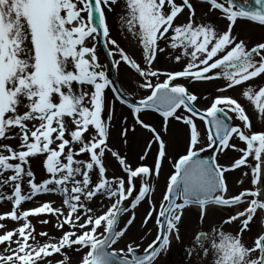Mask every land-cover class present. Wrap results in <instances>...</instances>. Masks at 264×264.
Returning a JSON list of instances; mask_svg holds the SVG:
<instances>
[{"label": "snow or ice", "instance_id": "1", "mask_svg": "<svg viewBox=\"0 0 264 264\" xmlns=\"http://www.w3.org/2000/svg\"><path fill=\"white\" fill-rule=\"evenodd\" d=\"M205 2L225 28L198 17L193 0H0V203H11L0 221L18 225L0 223V264H159L174 241L182 264H264V230L246 239L264 225V127L232 95L198 107L189 87L221 80L217 93L239 89L264 125V40L234 31L239 21L264 27V0ZM101 43L111 66L140 78L138 101L111 79ZM161 57L181 68L158 67ZM117 102L132 122L121 117L114 132ZM150 114L161 117L159 129L143 118ZM172 121L186 129L182 149L165 137ZM138 131L151 135L131 162L120 149ZM206 149L215 155L202 156ZM229 152L238 156L222 162ZM235 171L240 190L230 194ZM43 196L59 204L37 203ZM145 205L141 239L150 223L156 231L140 249L129 233ZM33 217L59 235L38 232Z\"/></svg>", "mask_w": 264, "mask_h": 264}, {"label": "rangeland", "instance_id": "2", "mask_svg": "<svg viewBox=\"0 0 264 264\" xmlns=\"http://www.w3.org/2000/svg\"><path fill=\"white\" fill-rule=\"evenodd\" d=\"M178 2H179V0H178ZM193 3H194V6L196 8V12H197L198 17H204L205 20L213 23L214 25H217L221 29L225 28L227 21L224 20L220 16V13L218 11H214V10L210 11L209 10L210 6L205 2V0H202V1L193 0ZM186 15H187V12H185V14L181 17V19L182 20L185 19ZM109 23L112 26L113 35L115 36L117 33V28L115 25L114 18H110ZM234 31L239 33L242 37L247 38V40L249 41L250 44H253L256 42H261L262 40H264V27H261L255 23H248L245 21H239L238 24L236 25ZM122 46L126 47V49L129 51H133V49L131 48V46L127 42H122ZM98 54H99L101 62L105 63L104 58L101 55L99 50H98ZM136 54L138 56L139 52L137 51ZM166 65H168L170 67V69L181 68V65H178V64L174 65L171 62L167 61L164 57H161L157 66L163 67L166 69L167 68ZM116 72H117V75H118L121 83L125 87V89L127 91H129L135 98H141L143 95L146 94L144 92V90L139 87L140 78L134 73V70L129 71L125 66L122 65L119 68V70L116 69ZM258 80L252 82L253 86L258 87L257 83H259V84L261 83V81H258ZM222 83L223 82L221 80L212 81L209 84V89L206 87L204 88L203 84H201V83H196L197 86L195 87V92L198 93V95L200 97H202L197 102V106L198 107H207L208 104H210L211 100L213 99L212 96H215L218 94V93H216L215 90H217L218 87L222 86ZM202 90H204L203 94L200 95L202 93L201 92ZM225 93H227L228 95L233 94L238 99L243 101V104L246 107V110L248 111L249 115L251 117H253V123H254V126L256 129H260L261 127H264V125H262L259 121H257L255 119L254 107L251 105L250 102H248L246 99H244L240 96V90L239 89L234 90V91H230V93L229 92H225ZM225 93H223V94H225ZM204 97H206V99ZM116 116H117V119L114 121V126H115L114 132L116 129H119L121 124L123 123L121 117L127 116L128 117V123L132 122V116L130 114V110L127 108V106H122L121 104H119V102H117V104H116ZM154 117H155L154 114H150V115L144 116L143 118L145 119L146 122H150L153 124V126L157 127L158 123L156 121H155V123L153 122V119H155ZM198 123H199V121H198ZM174 131H175L176 135H174ZM150 135L151 134L147 131H138L134 138H130L131 144L121 148L120 149L121 152L122 153H125V152L130 153L131 162H135L138 158V154L142 151V148H143V145L145 144L146 138L150 137ZM165 137L175 147H176L178 142L175 143L173 141L176 139H177V141L180 140L179 145L182 144V146L178 147V145H177V149H182L184 146L185 140H186V129L182 123L172 121L169 125L168 132L165 133ZM177 137H179V139ZM116 143L119 144V141L117 140ZM154 155H155V146L153 147L152 153L149 155V157L147 158V160L145 162L148 164H151L152 158L154 157ZM236 156H238V153L229 152L228 156L224 157L222 162H226L227 160L232 159ZM34 168L37 171V178L39 179L41 177L42 173L39 170L38 166H34ZM168 173H169V168L167 166V163H165L164 168L162 170L159 185L157 188V192H156L157 200L160 198V193L163 189L164 180H165V177ZM162 175H163V177H162ZM229 186H230L231 192L237 190L235 185L230 184V182H229ZM49 198L56 199L57 204H59V198L48 197V196L40 197L39 200L37 201V203L40 202V200L49 199ZM32 206H35V204L27 203V202L24 204V208H28V207H32ZM146 208H147L146 205L138 207V209L136 210L137 211V220L135 222V225L132 227L131 232L129 233V236L133 240H135L136 244L140 245V249L145 247L147 245V243L151 242V240L155 236V231H156L155 228L153 227V224L150 223L148 225V227L152 228V233L150 235H148L147 238H145L143 240L141 239V237L144 235V230L141 227V219H142V216L146 212ZM10 210H11V203L10 202L0 203V213L10 211ZM45 218H49V217L48 216H41L40 217V219H45ZM31 219H32V222L36 225L38 232L43 231V230H47L50 233V235H56V236L59 235L57 230L52 227L51 223L48 225L41 226L38 223L37 218L33 217ZM186 219L194 223L195 209H190L187 212ZM0 223H4L6 225L5 230H10V229L18 226L15 222L11 221L10 219L0 221ZM184 230L185 229L182 226V233L184 232ZM0 231H2V230H0ZM258 231H261L259 222L254 223L252 225V232L246 234V239H249L250 237L254 236L255 233ZM120 246H123V244H121ZM184 255L185 254H184L183 244L177 243L174 241L172 244V247L169 251V254L167 256H161L160 257L159 264H182V261L184 259ZM58 258H59L58 256L54 257V259H58Z\"/></svg>", "mask_w": 264, "mask_h": 264}, {"label": "water", "instance_id": "3", "mask_svg": "<svg viewBox=\"0 0 264 264\" xmlns=\"http://www.w3.org/2000/svg\"><path fill=\"white\" fill-rule=\"evenodd\" d=\"M99 48H100L101 52L103 53V55H104V57H105V59H106L108 65H109V72H110V77H111V79H113V80L116 82L117 87L121 88L120 85H119V83H118V81H117L116 75H115V73H114L113 66H111V58L106 57V51H105V49L103 48L102 43L99 45ZM121 89H122V88H121ZM122 90H123V89H122ZM126 95H127V94H126ZM127 96H128V98H129L130 100H132L133 102H135V100H133L129 95H127ZM201 155H202V156H205V155H207V156H211V155H214V152H213L212 149H208V150L205 151L204 153H201ZM138 252H139V250H138Z\"/></svg>", "mask_w": 264, "mask_h": 264}, {"label": "flooded vegetation", "instance_id": "4", "mask_svg": "<svg viewBox=\"0 0 264 264\" xmlns=\"http://www.w3.org/2000/svg\"><path fill=\"white\" fill-rule=\"evenodd\" d=\"M229 178L232 180L233 184L237 188L234 193L238 192L240 190L239 185L237 184V180L241 178V172L235 171L229 174ZM244 187H250V184L248 182H245Z\"/></svg>", "mask_w": 264, "mask_h": 264}, {"label": "bare ground", "instance_id": "5", "mask_svg": "<svg viewBox=\"0 0 264 264\" xmlns=\"http://www.w3.org/2000/svg\"><path fill=\"white\" fill-rule=\"evenodd\" d=\"M173 142H175V143H176V142H177V139H176V140H174ZM176 146H177V145H176ZM162 177H163V175H162Z\"/></svg>", "mask_w": 264, "mask_h": 264}]
</instances>
